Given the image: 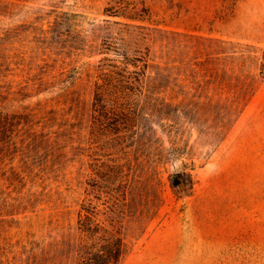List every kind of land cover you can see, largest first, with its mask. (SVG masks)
Listing matches in <instances>:
<instances>
[{"label":"rangeland","instance_id":"1","mask_svg":"<svg viewBox=\"0 0 264 264\" xmlns=\"http://www.w3.org/2000/svg\"><path fill=\"white\" fill-rule=\"evenodd\" d=\"M86 216L264 264V0H0V264H78Z\"/></svg>","mask_w":264,"mask_h":264},{"label":"trees","instance_id":"2","mask_svg":"<svg viewBox=\"0 0 264 264\" xmlns=\"http://www.w3.org/2000/svg\"><path fill=\"white\" fill-rule=\"evenodd\" d=\"M188 165V164H186ZM184 181L181 183L180 193L191 192L194 188L192 168L186 167L182 172ZM90 216L79 220V229L88 240L85 251L78 264H121L127 253V243L124 239L99 225L90 222Z\"/></svg>","mask_w":264,"mask_h":264},{"label":"clouds","instance_id":"3","mask_svg":"<svg viewBox=\"0 0 264 264\" xmlns=\"http://www.w3.org/2000/svg\"><path fill=\"white\" fill-rule=\"evenodd\" d=\"M179 162H177V166H178Z\"/></svg>","mask_w":264,"mask_h":264}]
</instances>
